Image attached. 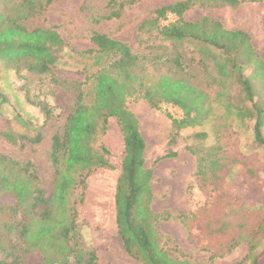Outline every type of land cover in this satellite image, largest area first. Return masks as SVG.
I'll return each mask as SVG.
<instances>
[{"label": "trees", "instance_id": "16d2710c", "mask_svg": "<svg viewBox=\"0 0 264 264\" xmlns=\"http://www.w3.org/2000/svg\"><path fill=\"white\" fill-rule=\"evenodd\" d=\"M261 1L175 0L155 10V18L143 22L139 29L154 30L166 43L164 49L171 53L164 60L138 56L128 44L93 32L90 41L94 49L77 55L88 58L95 72L83 83H68L55 73L65 47L59 34L53 28L29 30L23 24L37 14L34 2L0 0V61L17 75L26 71L49 78L51 85L70 91L73 98L62 130L50 139V194L41 188L32 163L0 155V264H23L29 253L37 254L40 264H97L94 249L84 241L77 209L83 202L89 176L100 169L115 170L102 143L110 119L116 120L123 136L114 203L117 234L125 252L138 264H195L173 258L164 248L157 225L170 220L171 215L151 210L152 170L145 166V141L127 103L141 99L153 110H160L161 105L177 108L180 118L167 115L171 125L169 145L175 143L181 131L202 126L212 115L215 102L193 84L187 70L193 59H184V47L197 43L201 58L209 56L215 66L216 77L211 83L217 88L216 103L224 102L222 107L228 116L250 121L253 141L264 149V106L260 102L264 97V61L253 49L249 35L226 30L208 17L195 22L183 19L185 12L195 6L235 8ZM169 16L173 19L168 20ZM112 17L117 14L107 19ZM160 21L168 22L163 25ZM202 59L197 64L207 71ZM159 69L165 71L154 76ZM230 87L237 88L236 103H230L226 95ZM7 102L0 90V107ZM38 107L44 123L51 120V109L43 103ZM0 135L14 145L18 141L38 144L43 139L40 132L32 137L16 136L10 131ZM193 138L196 148L187 150L196 157L195 181L208 197L197 213L181 216L188 239L210 250L211 258H223L246 244L250 264H264V248L257 251L264 242V180H259L255 170L240 159L232 166L226 164L223 146L204 145L206 133H195ZM175 155L167 152L162 158ZM236 181L240 194L232 188ZM227 189L233 197H226ZM215 199L223 204L218 216L210 209L209 202ZM193 223H199L197 229Z\"/></svg>", "mask_w": 264, "mask_h": 264}, {"label": "rangeland", "instance_id": "374dc122", "mask_svg": "<svg viewBox=\"0 0 264 264\" xmlns=\"http://www.w3.org/2000/svg\"><path fill=\"white\" fill-rule=\"evenodd\" d=\"M32 1L37 7V14L23 24L29 30L53 28L59 34L65 47L59 55L55 73L68 83H83L95 72L88 58L77 55L94 49L90 41L93 32L104 33L128 44L138 56L160 57L164 60L171 53L164 49L166 43L156 36L154 30L139 28L143 22L155 18V10L169 6L175 0ZM114 13L117 17L107 19ZM203 17L220 22L226 30L247 33L253 49L264 61V0L243 3L235 8L195 6L185 12L183 19L195 22ZM171 19L173 18L169 16L168 20ZM167 22L160 21L163 25ZM200 50L201 46L197 43L184 47V59H193L192 64L189 62L190 69H187L191 73L193 84L204 89L211 102H215L212 115L202 126L181 131L175 143L169 145L171 125L167 115L178 119L181 112L171 105H161L160 110H153L141 99L127 103L128 109L139 122V130L145 141V166L152 170L151 210L171 215L170 220L159 222L157 229L162 236L164 248L173 258L195 264H250L251 257L246 244L239 245L223 258H211L210 250L188 239L187 227L181 221V216H187L190 212L197 213L202 209L208 197L199 188L200 183L195 181L196 157L187 150L189 147L196 148L197 142L193 138L195 133L207 134L205 146H223L226 164L232 166L234 160L240 159L255 170L259 180H264V149L253 141L252 123L247 119L241 122L228 116L222 107L224 102L216 103L217 88L211 83L212 77H216L215 66L209 56L206 60L201 58ZM250 56L254 62L253 56ZM200 59L205 63L207 71L197 64ZM184 65L187 66L188 62ZM159 70L153 72V75L165 71ZM0 90L8 100L0 107V134L10 131L16 136L32 137L38 132L43 135L38 144L18 141L15 145L0 135V155L18 162L32 163L37 170L41 188L50 194V139L55 132L62 130L73 105L72 93L51 85L49 78L43 76L26 71L17 75L5 66L4 61H0ZM227 94L230 103L239 100L236 87L228 88ZM260 102L264 106V97L260 98ZM40 103L51 109V120L47 123H44V116L38 107ZM102 143L109 152L107 158L115 170L100 169L89 176L83 202L77 209L78 223L86 245L95 251L97 264H138L125 252L116 229L114 197L121 167L123 136L115 119L109 120ZM167 152H174L176 155L162 158ZM232 186L240 194L242 190L238 187V181ZM233 194L231 189L225 191L227 198L233 197ZM209 203L212 213L220 215L223 204L217 199ZM259 206L260 204L256 205L258 208ZM198 224L191 225L197 229ZM263 248L264 242L257 251ZM40 262V257L35 253L26 254L23 258V264Z\"/></svg>", "mask_w": 264, "mask_h": 264}]
</instances>
